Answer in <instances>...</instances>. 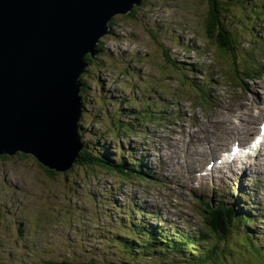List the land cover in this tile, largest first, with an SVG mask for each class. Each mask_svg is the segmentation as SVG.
<instances>
[{
    "label": "rangeland",
    "instance_id": "rangeland-1",
    "mask_svg": "<svg viewBox=\"0 0 264 264\" xmlns=\"http://www.w3.org/2000/svg\"><path fill=\"white\" fill-rule=\"evenodd\" d=\"M209 3L207 0H149L148 5L146 2L133 10V17L118 15L112 20L114 25L112 28L110 26L111 33L105 35L101 41L105 51L95 56L98 58L95 64L89 62L87 72L83 74L89 88V92L84 93L83 97L86 107L87 102L93 105V108L89 106V112L94 113L90 117L84 114L79 123L83 126L85 141H90L92 146L96 144L97 149L110 153L112 158L119 155V147H123L120 152L124 155L129 149L147 153L149 163L143 165L157 167L158 175L165 174L172 181L187 174L186 168L200 163L197 159L199 144L194 141L202 137L199 126H208L204 121L210 114L215 113V105L220 99L227 101L238 98L239 95L249 94L248 88H255V83L264 85V74H254L260 78L243 81L242 74L239 76L241 81H238L232 56L228 61L219 62L220 54L215 53L214 58L215 47L208 40L204 29L208 16L215 15L211 13L212 6ZM135 6L137 5L133 8ZM222 11L224 20L220 19L221 23L238 38L241 46L248 47L246 51L253 53L264 73V56L261 55L258 44L248 35L249 31L264 32V23L258 27L257 23L253 22L254 15L250 14L248 7L244 10L239 6H230L228 12ZM240 19L250 21L245 25ZM112 34L115 38L111 37ZM215 34H219L218 27ZM257 37L263 38L261 34H257ZM230 43L233 48L237 47L236 41ZM254 47L256 49L252 50ZM210 59L219 62L220 67L218 70L212 67V72L207 70L206 76L213 78L217 72H222L227 73V77L218 79L217 90H214V87L210 90V104L205 107L201 100L199 104H191L190 99L197 98L202 93L200 88L192 87L193 81H205L206 78H203L201 74L205 75V72L200 71L198 66H190L195 63L211 65L213 63ZM178 63L181 66L184 64L185 68H191L188 79L179 74ZM157 85H161L164 91V94L157 96L168 103L174 100L173 105L175 103L176 107L161 109L160 117L164 119H153L147 132L145 128L141 130L140 124L133 128L135 116H131V122L130 118H124L128 121L127 124L132 125L131 131L116 127L115 118L118 116L111 112L112 109L118 113L123 110L125 115L129 111L131 114H137L134 101L145 97L149 93L148 88ZM84 88L86 87L82 88V92ZM155 92L157 91L154 88ZM103 96L114 99L112 102L119 104V107L112 106L102 99ZM256 96L262 98L264 89L258 88ZM153 99L151 97V101ZM124 100L127 104L122 105ZM243 111L240 117L244 120L248 115L247 108H243ZM180 113H183V116ZM221 118L216 117L212 123ZM210 127H206V132L210 131ZM139 129L141 132H138ZM188 137H193L194 141L185 146L184 141ZM82 151L84 152L83 149L80 150L81 153ZM18 154L8 160L0 155V264H191L201 259L196 258L192 251L197 245L196 241L184 232L190 231L193 234L195 230L201 229L194 223L197 216L193 204L188 203L184 208L173 205L170 200L171 193L161 189L158 182L150 184L151 194L144 195L141 192V189L145 190L146 187L144 181L134 183L131 181L133 178L121 177L117 173L110 176L109 171L104 175L105 170L99 168L100 165L96 166L97 169L93 168L94 172L91 173L77 161L72 169L56 172L55 177L51 178L34 157L26 159ZM78 154L76 159H80ZM164 156L168 159L163 163ZM96 160L95 156V162ZM156 161L157 166L154 165ZM168 161L171 166H165ZM164 166L169 167L170 172L166 171ZM216 179L212 186L215 193H223L225 188H231L234 184L232 180L225 181L219 177ZM243 183L252 195L259 192L253 178ZM172 186L173 182L170 187ZM154 194H158V197L153 201ZM119 196H124L128 204L121 202ZM115 198L118 199L116 204ZM108 199L110 204L101 206V202ZM142 202L144 208L154 214L152 219H146L145 215L140 217V223H148L139 224L138 236L135 235L134 243L142 240L152 251L159 248L161 250L141 255L132 251L128 256L118 251L113 244L118 232L130 234V230L125 229L128 232H123L122 223L113 221L110 216L113 213L123 215L122 210L130 209L132 203L142 209ZM214 203H217L216 199ZM134 212H137V209H134ZM136 216L139 218V213ZM35 219L39 222H35ZM45 220L51 223L48 225ZM136 220L132 218L129 222ZM105 228L111 234H106ZM175 230L179 234L180 243L174 239ZM143 231L149 232L150 237H146L147 233L143 234ZM239 231L235 233L240 234L239 237L235 236L236 241L229 242L223 250L221 261L217 255L212 254L211 262H207L209 259L204 257V262L201 263L264 264L261 241L257 238L250 239L243 231ZM132 232L134 234L135 230ZM181 242L184 245H181ZM167 245L179 246L182 252L175 250L166 254L170 248H164ZM199 245L202 247L201 243ZM138 247L132 245L133 250ZM189 248L190 254L187 253ZM233 258H237L236 263Z\"/></svg>",
    "mask_w": 264,
    "mask_h": 264
},
{
    "label": "water",
    "instance_id": "water-1",
    "mask_svg": "<svg viewBox=\"0 0 264 264\" xmlns=\"http://www.w3.org/2000/svg\"><path fill=\"white\" fill-rule=\"evenodd\" d=\"M141 2L0 0L1 156L22 153L51 171L71 169L82 148L87 56L99 53L111 19Z\"/></svg>",
    "mask_w": 264,
    "mask_h": 264
},
{
    "label": "trees",
    "instance_id": "trees-1",
    "mask_svg": "<svg viewBox=\"0 0 264 264\" xmlns=\"http://www.w3.org/2000/svg\"><path fill=\"white\" fill-rule=\"evenodd\" d=\"M148 1L149 0H142L141 5H144V3H146V2H147V5H148ZM207 1H209L210 2L209 4L212 6L211 13H214L215 15L210 14V16H208V18H207V20H206V22L204 24V29H205L206 35L210 39V42L214 43L213 45H216L214 47H216L219 50L223 49V47H227L226 44L228 42H230V39L232 38V36H230V35H227L226 37L223 36V35H219V34H218L219 36H217V37H215V35H214L216 27H218V30H220L222 32L224 31V27H223L224 25L220 21V19L224 20L222 18V12H223L222 10L228 12V9H229L230 6H239L240 8H243L244 10H246L247 7H248L250 9V11L252 9L255 14H259L258 18H260L262 16L264 17V0H238V1L237 0H207ZM223 5H225V7H223ZM140 6H135V7L137 8V7H140ZM135 7L127 15H124V16H126L128 18L133 17L132 13H133V10L135 9ZM261 14H262V16H261ZM110 25L113 26L114 22L112 21L110 23ZM98 49L101 50L102 52L105 51L102 44H100L98 46ZM97 59L98 58H96V57L92 58L91 56H87V60L91 64H95ZM178 65H179V67H178L179 70L182 69V67H180L181 65L179 63H178ZM176 67H177V65H176ZM186 77L188 78V76H186ZM83 80H84V78H83ZM84 82H85V86L84 87H86V88L83 89L82 95H84V93L87 94V92H89L88 84L86 83L85 80H84ZM99 86L103 87V85H99ZM154 88L157 91L155 93H154ZM85 89H87V90H85ZM148 89H149V93L147 95H145V97L142 98L143 99L142 103H139V101H134L133 100L134 102H136V105H134V106L136 107V109H139L137 114H135V113L131 114V112L129 111L125 115L124 111H122V110H121L120 113L114 112L118 116L117 118H115V119H117V121H116V125L117 126L116 127H118V128H120V127L123 128L124 127V129L129 132V131L132 130V127H131L132 125L131 124H127L128 122L125 119L129 120V118H130V122H131V116H135V121L136 122H135V125L133 127V128H135L136 125H139V124L146 125V124L152 122L154 118H156V116L154 115V112L152 113L153 103L150 101V98H148V97H156L158 94L164 93V91L162 90V87L158 86V85L157 86H152V87H150ZM103 97H102V99H104L105 101H108L110 104H114L112 102V101H115L114 99H112V98L109 99L108 96H106L104 98ZM105 98H108V99H105ZM125 103L127 104V101L124 100V102L121 103V104L123 105ZM139 104H141V106H142L141 108H139V106H138ZM90 105H91V103L87 102V107L88 108H89ZM113 106H118L119 107V104L118 105H113ZM91 108H93V105H91ZM142 108H143V110H142ZM151 113H152V115H151ZM93 114L94 113H90L89 111H87V114H85V115H89L88 117H90ZM127 114H130V115H127ZM129 134H131V133H129ZM83 136H84V134H83ZM83 143L85 145V146H83L84 147L83 148L84 152L83 151H82V153L80 152V155H79L80 159L78 157L77 163L85 166V168L90 170L91 173L94 172V171H92L93 168H96L97 165H100L99 168L102 167V169L105 170V173H107L109 171L110 175L111 174L113 175L114 173H118V172L121 173V174L123 173V174L126 175V173L122 171L123 167H124L125 171L127 170L126 167H125V165L127 163V162H125V159H124V162H122V163H115V161H112L110 158L106 157L105 154H103L100 150L98 151L95 148V146H90L91 147L90 148V147H88V144L85 143V141H83ZM93 153L96 156V159H97L96 162H95V156H94ZM18 155H20L22 157H25L26 159H28L29 157H33L31 155H25V154H22V153H19ZM1 158L8 160V159H11L12 157H8L6 155H2ZM37 163H39V162L37 161ZM117 165H118V167H117ZM44 169H45V171L47 173H49L51 175V178L55 177L56 172L51 171L49 169L47 170L46 167H44ZM130 176L135 177V175H133V174L130 175ZM101 206H104V204L101 203ZM35 222L38 223L39 221L35 219ZM45 222L48 225L51 223V222H47L46 220H45ZM217 236H220V234H218ZM207 253H208L207 250L202 251V254H204V255H206Z\"/></svg>",
    "mask_w": 264,
    "mask_h": 264
},
{
    "label": "bare ground",
    "instance_id": "bare-ground-1",
    "mask_svg": "<svg viewBox=\"0 0 264 264\" xmlns=\"http://www.w3.org/2000/svg\"><path fill=\"white\" fill-rule=\"evenodd\" d=\"M110 23H111V21H109L108 26H111ZM111 28H112V26H111ZM111 37L112 38H115V36L113 34L111 35ZM99 40L101 41V39H99ZM100 41H99V43H100ZM99 43H98V45H99ZM98 45H97V47H98ZM97 51H101V50L97 49ZM249 91H250V94L251 95L250 94L249 95L247 94V97L248 98L245 96V97H243V98H241L239 100H236L234 102H229V103H223L222 102L221 105L218 103L217 104V107H218V110H219L218 113L220 114V116L222 118L219 119V120H216L215 123H212L213 126H211V127L210 126H199V132H201L203 134L202 137L201 138L200 137L196 138V141L193 140V137H188L187 140L184 141L185 146L189 142H193V141L194 142H197L199 144V146H198L199 150L203 149V153H205V157H207L208 155H212V156L215 157L216 154L219 151H222L223 149L227 148L228 144L231 141H234L236 139L237 140H240V141H253V134H255V132H256V126L255 125H256L257 121L260 118H263L264 119V111L258 110L256 112H254V115L250 112L248 114V116L251 117V119L249 120V122H245V123L244 122L233 123V122H237L235 120L236 119L235 117L238 118L239 114L238 113L237 114L236 113H232V114H234V116H235L234 117L230 113V112H232L233 108L239 107L241 105V102L242 101L250 102V103H255L256 102L255 89L253 87H251L249 89ZM251 115H253V116H251ZM231 120L233 122H231ZM226 126L228 128H226ZM206 127H210V131L206 132ZM179 128H180V124H179ZM141 130H142V128H141ZM141 130L139 129L138 132H141ZM83 141H85V140L83 139V135H82L81 136V140H80V145L82 146L81 149H83L84 148L83 146H85L84 143H83ZM85 143L88 144V147H90V146L93 145V144L90 143V141H85ZM246 144H247V142H246ZM95 146H96V144H95ZM262 150H264V148L261 149V151ZM122 151H123V148H122ZM118 152H120V151H118ZM150 152H151V150H150ZM79 153H80V151H79ZM155 154H156V152H155ZM106 155L107 154H105V156ZM120 155L121 154H119L117 157H119ZM262 155L264 157L263 151H262ZM9 157H12V156H9ZM250 157L252 158L253 156L251 155ZM77 159H75V161H77ZM116 159L117 158H112L111 160L112 161H116ZM75 161H74V163H75ZM263 161H264V158H263ZM122 162H124V161H122ZM168 162H170V161H168ZM74 163H72V166H73ZM115 163H117V162H115ZM169 165L171 166V164H169ZM255 165H259V167H260L262 165V160H258V164L255 163ZM166 166H168V165H166ZM117 167H118V165H117ZM244 167H245L244 164H242V163L239 164V162L233 161V162H226L225 163V166H223L222 169H224V168H230L231 174L232 175H235L238 172H240V170H244ZM117 174H120L121 175V173H119V172ZM245 174H246V171L244 170L243 175H245ZM104 175H106V173ZM110 176H113V175L111 174ZM131 181H133L134 183H140L137 180L136 181L131 180ZM201 181L202 182H206L207 181V178H201ZM134 186H136V185H134ZM123 197L124 196H122L120 199H123ZM115 199H116V201L114 202V204H116L118 202V199L117 198H115ZM101 203H103L104 206L110 204L109 203V199L106 200V201H102ZM114 204L112 203V205H114ZM125 204H128V203H125ZM144 207L145 206H144V204L142 202V209L138 208L137 209V212H134L133 210L135 209V207L132 204V207L129 209V214H124L123 213V215H122L120 213H113L110 217L112 218L113 221L124 224L125 225L124 226L125 229L138 230L139 224H140L138 222H139L140 217L145 215L146 216V219H148V218L149 219H152L153 214H154V213H149ZM138 213H139V218H137V216H136V215H138ZM132 218H136L137 220L136 221L129 222L130 219H132ZM147 223H148V221L147 222H143L141 224H147ZM144 233H147V234H145L146 237H148V238L150 237L149 232L143 231V234Z\"/></svg>",
    "mask_w": 264,
    "mask_h": 264
}]
</instances>
